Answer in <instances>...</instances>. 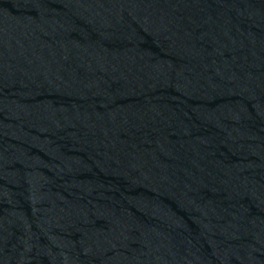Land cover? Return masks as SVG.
<instances>
[{"label": "water", "instance_id": "95a60500", "mask_svg": "<svg viewBox=\"0 0 264 264\" xmlns=\"http://www.w3.org/2000/svg\"><path fill=\"white\" fill-rule=\"evenodd\" d=\"M0 264H264V0H0Z\"/></svg>", "mask_w": 264, "mask_h": 264}]
</instances>
